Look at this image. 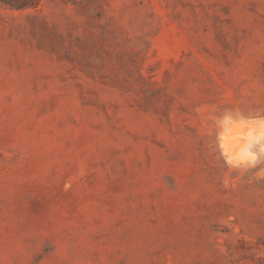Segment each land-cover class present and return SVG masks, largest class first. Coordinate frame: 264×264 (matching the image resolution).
Wrapping results in <instances>:
<instances>
[{
  "label": "rangeland",
  "instance_id": "1",
  "mask_svg": "<svg viewBox=\"0 0 264 264\" xmlns=\"http://www.w3.org/2000/svg\"><path fill=\"white\" fill-rule=\"evenodd\" d=\"M35 3L0 5V264H264V0Z\"/></svg>",
  "mask_w": 264,
  "mask_h": 264
},
{
  "label": "bare ground",
  "instance_id": "2",
  "mask_svg": "<svg viewBox=\"0 0 264 264\" xmlns=\"http://www.w3.org/2000/svg\"><path fill=\"white\" fill-rule=\"evenodd\" d=\"M230 122V124H229V131L231 132V138H232V140H229V139H227V140H225L224 141V145L229 149V148H232L234 151H239V150H241L242 149V145L240 144L241 143V141H240V137L241 136H244V137H248V136H251V131H250V127H252V125H250V124H248V123H246V122H241V121H238V119L237 120H230L229 121ZM260 129V128H259ZM262 129V128H261ZM260 129V130H261ZM257 135V134H256ZM227 136V135H226ZM230 136V135H229ZM253 136V135H252ZM257 136H259V134L257 135ZM256 136V137H257ZM251 138V137H250ZM249 138V139H250ZM224 139H225V137H224ZM223 139V140H224ZM254 139H256V138H254ZM255 141V140H254ZM249 141L246 143V145L245 146H243V149L245 148V151H246V148H248V146H249ZM227 149V150H228ZM233 152V151H232ZM229 154H232V153H229Z\"/></svg>",
  "mask_w": 264,
  "mask_h": 264
},
{
  "label": "trees",
  "instance_id": "3",
  "mask_svg": "<svg viewBox=\"0 0 264 264\" xmlns=\"http://www.w3.org/2000/svg\"><path fill=\"white\" fill-rule=\"evenodd\" d=\"M35 0H0V5L10 9H25L35 6Z\"/></svg>",
  "mask_w": 264,
  "mask_h": 264
}]
</instances>
